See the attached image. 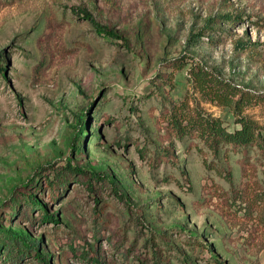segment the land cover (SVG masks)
I'll use <instances>...</instances> for the list:
<instances>
[{
    "label": "rangeland",
    "instance_id": "obj_1",
    "mask_svg": "<svg viewBox=\"0 0 264 264\" xmlns=\"http://www.w3.org/2000/svg\"><path fill=\"white\" fill-rule=\"evenodd\" d=\"M192 63L264 95V0H0V264H264V155L167 133L191 95L239 127ZM67 162L86 174L49 185Z\"/></svg>",
    "mask_w": 264,
    "mask_h": 264
},
{
    "label": "trees",
    "instance_id": "obj_2",
    "mask_svg": "<svg viewBox=\"0 0 264 264\" xmlns=\"http://www.w3.org/2000/svg\"><path fill=\"white\" fill-rule=\"evenodd\" d=\"M76 12L84 19L90 20L94 24L98 34L110 38L117 37L111 29L97 25L90 13L85 8H77ZM226 20L239 19L235 15H223ZM212 22L214 19H211ZM203 32L191 34L188 43H192L195 38L202 35ZM182 62L178 67H183L187 62L185 57L179 58ZM4 71V66L0 65V72ZM188 78L192 84V92L197 93L200 100L215 103L220 106L228 107L235 116V122L239 127L228 130L219 117H213L206 113L200 107L199 101L193 97L192 103L189 104V97H184L178 104H174L165 114L166 130L169 135L177 139L185 136L198 138L212 153L217 155L222 147H229L233 150H246L255 146L261 154L264 155V126L256 120L243 113L244 109L251 105L253 101H264V95L245 90L240 86L232 84L229 80L224 79L217 72L200 63H192L188 68ZM77 139L72 141V147H75ZM65 172L85 175L87 171L81 167L72 165L67 162L63 168L57 169L51 180H47L49 185H54L53 181H65ZM91 174V172H90ZM95 175V174H94ZM100 177L99 175H95ZM30 205H40V202L32 196H27ZM42 219H54L53 216L44 213ZM18 238V251L30 253L33 250V256L46 263L42 256H38L37 244L27 240L24 236L14 235L8 232L7 239L13 240ZM14 258L16 255H13ZM18 258V257H16ZM221 264V262H217ZM47 264V263H46ZM151 264H162L153 262ZM167 264V263H166Z\"/></svg>",
    "mask_w": 264,
    "mask_h": 264
}]
</instances>
